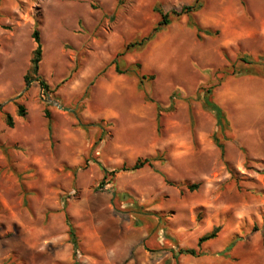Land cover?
<instances>
[{
	"label": "rangeland",
	"instance_id": "374dc122",
	"mask_svg": "<svg viewBox=\"0 0 264 264\" xmlns=\"http://www.w3.org/2000/svg\"><path fill=\"white\" fill-rule=\"evenodd\" d=\"M192 1L0 0V264H264V77L223 72L244 53L264 64V0H204L191 16L216 36L198 39L183 15L117 57L134 73L111 63L157 23L155 6ZM36 25L49 90L23 81ZM211 85L223 131L202 107ZM157 154L101 183L100 166ZM188 247L203 254H178Z\"/></svg>",
	"mask_w": 264,
	"mask_h": 264
},
{
	"label": "trees",
	"instance_id": "16d2710c",
	"mask_svg": "<svg viewBox=\"0 0 264 264\" xmlns=\"http://www.w3.org/2000/svg\"><path fill=\"white\" fill-rule=\"evenodd\" d=\"M119 2H122V0H118ZM204 3V0H193L192 2L188 3V4H183L178 8H173L169 11H163L160 7L155 6L154 10L157 11L160 15L159 20L157 21V23L150 29V31L144 35L141 38L135 39V40H131L129 42H127L123 49L121 51H119L116 56L111 60V63L114 64V69L117 73H134V67H127L124 70L120 69V61L117 57H121L123 56L125 53H127L130 50H133L134 48H140L143 45H145L148 41H150L151 39H153L156 34L158 32H160L161 30H163L166 26H168L169 24H171L175 19L180 18L183 15H186L188 17V26L190 28H193L195 30L196 36L198 37V39H201L203 35H207V36H216L218 34V30H213L210 28H202L200 25H198L193 19H192V13L195 11H198L202 8ZM32 39L35 43V47L33 48L32 52H31V58H30V65L27 69V71L25 72L24 76H23V81L25 84V87H27L29 85L30 82H32L33 80L37 81L40 85V87L43 90H49L48 84L45 82L44 79L41 78L40 75H38V69H39V63L41 61L42 58V44H41V39H40V33L39 30L37 28V25L35 26V28L32 31ZM262 57L259 56L257 58H253L251 57L249 54H242L240 56L237 57L236 61H240V65L236 64V61H233L230 63V71H227V69H224V75L227 74H231V75H263L264 74H259L256 70V67L258 65H261L264 68V64L261 62ZM138 66V64H137ZM137 77L139 79V83L141 85V83L143 82L144 79H152V75H145V74H137ZM212 89H213V85L208 86L207 88L204 89L203 92V96H202V107L205 110H208L210 112H212L215 120H216V131L217 129L220 131H223L224 128H226V126H228V119L225 115V112L223 110V108L213 100V96H212ZM16 104V111L17 114L19 116H24L25 115V107L23 104L21 103H15ZM160 105L156 104V109H157V113H156V119H159V110H160ZM1 111V110H0ZM45 115L47 117L48 120V129H51V117H50V113L47 109H45ZM4 121L5 124L8 126H13V117L11 114L9 113H5L4 116ZM83 127H86V125H82ZM216 133V132H215ZM213 135V140L215 142V144L218 146V148L220 149V153L221 155L223 154V144L219 142L218 138L216 137V135ZM155 160H162V156L160 155H155L154 157H144V158H137L133 164L131 165H121L119 167H115L112 168L110 170H108L107 168H105L104 166H100L102 172H103V176L101 179V183H104L107 179V176H109V179L107 181H110L113 179V176L116 173L119 172H129V171H134L137 169H140L142 167H144L145 165L148 166H152L153 165V161ZM196 184H192L189 185V188H193L196 187ZM67 218V225H68V234L70 237V242L73 246V254L75 255L78 248H79V242H78V238L75 232V228L73 227V225L69 222L68 217ZM220 229V226H214L212 227V229H210L209 231H207L206 233L202 234L201 236H199L198 240H197V247H200V245L210 239H213L214 237H216L218 231ZM233 245V242H231L229 245H227L223 252L228 251L229 249H231ZM178 254H189V255H193V256H200L203 254V251H201L200 249H196L194 247H188V248H180L178 250Z\"/></svg>",
	"mask_w": 264,
	"mask_h": 264
},
{
	"label": "water",
	"instance_id": "95a60500",
	"mask_svg": "<svg viewBox=\"0 0 264 264\" xmlns=\"http://www.w3.org/2000/svg\"><path fill=\"white\" fill-rule=\"evenodd\" d=\"M56 103V102H55ZM57 104V106H59V107H62V105H60V104H58V103H56ZM66 110H69V111H72V109H70V108H65Z\"/></svg>",
	"mask_w": 264,
	"mask_h": 264
}]
</instances>
